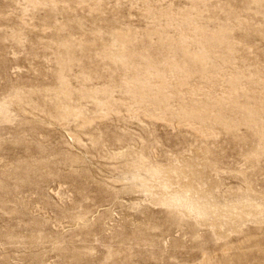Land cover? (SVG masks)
I'll return each mask as SVG.
<instances>
[{
  "label": "rangeland",
  "instance_id": "rangeland-1",
  "mask_svg": "<svg viewBox=\"0 0 264 264\" xmlns=\"http://www.w3.org/2000/svg\"><path fill=\"white\" fill-rule=\"evenodd\" d=\"M0 264H264V0H0Z\"/></svg>",
  "mask_w": 264,
  "mask_h": 264
}]
</instances>
